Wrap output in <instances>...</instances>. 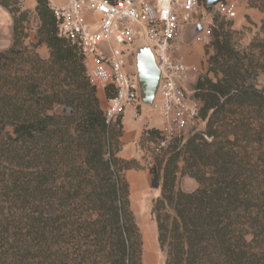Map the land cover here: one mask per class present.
<instances>
[{
  "label": "trees",
  "instance_id": "16d2710c",
  "mask_svg": "<svg viewBox=\"0 0 264 264\" xmlns=\"http://www.w3.org/2000/svg\"><path fill=\"white\" fill-rule=\"evenodd\" d=\"M34 10L37 42L25 43L26 13L13 14L0 51V264H142L125 177L140 164L120 156L121 116L106 121L46 0ZM260 32L241 48V32L218 25L192 86L205 131L154 157L161 193L151 214L165 264H264V89L254 84L264 76V22ZM140 137L161 139L156 129ZM180 158L197 183L191 193L174 192Z\"/></svg>",
  "mask_w": 264,
  "mask_h": 264
},
{
  "label": "built area",
  "instance_id": "2783aa9c",
  "mask_svg": "<svg viewBox=\"0 0 264 264\" xmlns=\"http://www.w3.org/2000/svg\"><path fill=\"white\" fill-rule=\"evenodd\" d=\"M56 20L57 35L82 56L90 85L108 92L103 108L107 122L127 109H142L136 71L128 60L140 41L150 48L159 71V84L151 111L161 120L156 151L179 138L197 123L200 103L189 97L186 85L197 67L175 50L184 28L195 24L197 43L210 39L213 15L236 17V0L206 7V0H46ZM135 69V68H134Z\"/></svg>",
  "mask_w": 264,
  "mask_h": 264
},
{
  "label": "rangeland",
  "instance_id": "374dc122",
  "mask_svg": "<svg viewBox=\"0 0 264 264\" xmlns=\"http://www.w3.org/2000/svg\"><path fill=\"white\" fill-rule=\"evenodd\" d=\"M7 6V9L0 6V51L7 49L12 42L13 33V14L16 17L20 16V13L25 14V22L23 23L27 34L25 43L35 44L37 42V29L39 27V19L35 13L36 0H0ZM214 27L211 30L210 39L202 43L193 41L194 36L199 34L196 32V25H188L184 28L181 38V44L175 50V54L184 57L185 61L189 65L197 67V72L192 75L190 81L186 85L187 93L189 97L193 98L192 86L195 84L197 78L204 75L207 70L206 60L204 52L209 49L211 52L212 33L218 28V25L223 23H232V29L241 32V36L237 37L238 44L241 48L247 47L250 42L257 36V38H263L260 32L261 24L264 22V0H236V17L233 19H227L219 15H213ZM37 53L44 59L49 56V51L46 45L41 44L36 48ZM134 59L129 58L127 71L129 73L135 72ZM254 84L257 89H264V76L260 75L254 80ZM102 90L101 87L98 88ZM195 99V98H193ZM197 100V99H195ZM200 103V114L202 109V103ZM104 104V103H103ZM139 115H146L148 120L156 118L159 123L153 124L151 129H160L161 120L158 115L151 111V109L138 110L135 112ZM199 118L197 123L192 127H188L184 133L176 139H181L182 143L191 137L194 133L205 131L204 122ZM244 115V112L240 117ZM136 156L135 159L140 164V168L131 169L125 173V177L129 184L130 192V204L131 210L134 214L136 224L139 228L141 243H142V264H165V256L161 251L157 237L156 222L151 214L152 204L157 197L160 196L161 189L158 181L154 176L156 171L154 159L156 154H162L156 151V145L153 142L145 140L141 137L136 142ZM181 146V145H180ZM123 157L122 155H120ZM178 173L176 175L174 192L182 191L191 193L196 190L197 183L194 179L190 178L183 172L184 163L182 158L177 162Z\"/></svg>",
  "mask_w": 264,
  "mask_h": 264
},
{
  "label": "water",
  "instance_id": "95a60500",
  "mask_svg": "<svg viewBox=\"0 0 264 264\" xmlns=\"http://www.w3.org/2000/svg\"><path fill=\"white\" fill-rule=\"evenodd\" d=\"M224 0H206V7L211 8ZM196 32H201L196 26ZM134 65L138 82V93L142 108L149 109L158 89L159 71L146 42L140 41L134 49Z\"/></svg>",
  "mask_w": 264,
  "mask_h": 264
},
{
  "label": "crops",
  "instance_id": "0c3cea01",
  "mask_svg": "<svg viewBox=\"0 0 264 264\" xmlns=\"http://www.w3.org/2000/svg\"><path fill=\"white\" fill-rule=\"evenodd\" d=\"M98 97L102 103V106L106 105V94L103 90L99 91L97 89ZM104 103V104H103ZM121 122L123 125V136H122V151L120 155L125 159L135 158L136 156V142L142 135L144 130L153 128V124L159 123V121L154 118L148 120L146 115L136 114L132 109H127L121 116Z\"/></svg>",
  "mask_w": 264,
  "mask_h": 264
}]
</instances>
